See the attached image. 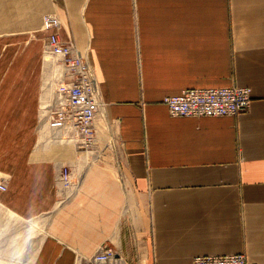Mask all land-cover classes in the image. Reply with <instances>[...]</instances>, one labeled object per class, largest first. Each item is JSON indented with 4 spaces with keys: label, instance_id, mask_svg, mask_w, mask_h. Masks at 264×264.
<instances>
[{
    "label": "crops",
    "instance_id": "crops-1",
    "mask_svg": "<svg viewBox=\"0 0 264 264\" xmlns=\"http://www.w3.org/2000/svg\"><path fill=\"white\" fill-rule=\"evenodd\" d=\"M49 12L100 91L82 155L39 141ZM229 85L251 88L245 111L175 116L162 102ZM75 160L77 190L58 203L56 174ZM0 174L2 209L46 215L30 264H76L103 243L129 264L236 252L264 264V0H0Z\"/></svg>",
    "mask_w": 264,
    "mask_h": 264
},
{
    "label": "built area",
    "instance_id": "built-area-1",
    "mask_svg": "<svg viewBox=\"0 0 264 264\" xmlns=\"http://www.w3.org/2000/svg\"><path fill=\"white\" fill-rule=\"evenodd\" d=\"M59 25L55 13L43 15L41 30L47 31L43 39V58L49 62V70L46 71V102L42 114L40 96L38 126L42 125L46 135L88 151L95 142L94 119L102 109L100 91L87 54H80L71 42L59 38L54 31ZM250 101L251 88L245 85L186 88L162 98L169 114L175 116L234 115L245 111ZM81 174L82 169L75 163L64 164L58 170L55 182L62 201L77 190ZM6 188L7 181L0 178V191ZM86 263L129 264V261L111 244L103 243L86 258ZM192 264L257 263L248 260L244 253L236 252L198 254L192 258Z\"/></svg>",
    "mask_w": 264,
    "mask_h": 264
},
{
    "label": "rangeland",
    "instance_id": "rangeland-1",
    "mask_svg": "<svg viewBox=\"0 0 264 264\" xmlns=\"http://www.w3.org/2000/svg\"><path fill=\"white\" fill-rule=\"evenodd\" d=\"M54 13V12H49ZM56 14V13H55ZM40 81L42 84L43 74L49 70V62L43 58V40L40 50ZM41 88V85H40ZM38 131V128H37ZM39 141L42 144H66L70 142H60L56 140L54 136H42V133H38ZM105 137V135H102ZM50 137V139H49ZM72 144V143H70ZM73 145V144H72ZM74 146V145H73ZM75 152H84V148H77L74 146ZM90 148V147H89ZM79 154V153H78ZM76 161V160H75ZM69 162V164L78 162ZM66 163L65 165H67ZM79 165V164H78ZM5 174H0V178H4L7 181ZM44 217L46 215H40L32 219L23 221L12 213H8L6 210L0 207V262L2 264H30L32 263V256L37 249L41 232L44 228ZM32 258V259H31ZM76 264H87L86 258L75 257Z\"/></svg>",
    "mask_w": 264,
    "mask_h": 264
},
{
    "label": "bare ground",
    "instance_id": "bare-ground-1",
    "mask_svg": "<svg viewBox=\"0 0 264 264\" xmlns=\"http://www.w3.org/2000/svg\"><path fill=\"white\" fill-rule=\"evenodd\" d=\"M44 76H43V78H42V87H41V106H40V113L42 114V112L44 111V109H45V102H46V100H45V94H46V89H47V86H46V82H47V72H45L44 74H43ZM103 114V113H102ZM101 114V115H102ZM99 118V117H98ZM42 133V136L44 137L45 136V132H44V130H43V127H42V125H39L38 126V133ZM110 135V134H109ZM94 147V146H93ZM89 150H90V148H89ZM88 151H84V152H79V154L80 155H82V154H86ZM92 152H94V151H92ZM76 162V161H75ZM77 165V164H76ZM77 167L79 168V169H82L83 167H79L78 165H77ZM59 199H58V203H60L62 200L61 199H63V196H61L60 195V197H58ZM44 221H45V219H44Z\"/></svg>",
    "mask_w": 264,
    "mask_h": 264
}]
</instances>
